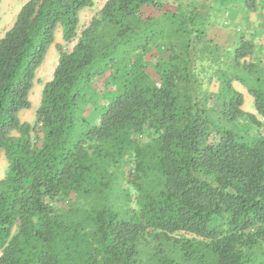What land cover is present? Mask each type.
<instances>
[{
  "label": "trees",
  "instance_id": "obj_1",
  "mask_svg": "<svg viewBox=\"0 0 264 264\" xmlns=\"http://www.w3.org/2000/svg\"><path fill=\"white\" fill-rule=\"evenodd\" d=\"M195 3L108 0L57 45L33 125L55 32L72 43L94 1L23 5L0 39V264H264V123L234 86L264 118V0ZM213 10L250 25L231 47L209 37Z\"/></svg>",
  "mask_w": 264,
  "mask_h": 264
},
{
  "label": "rangeland",
  "instance_id": "obj_2",
  "mask_svg": "<svg viewBox=\"0 0 264 264\" xmlns=\"http://www.w3.org/2000/svg\"><path fill=\"white\" fill-rule=\"evenodd\" d=\"M29 0H1L0 4V39L3 38L5 33L14 25V22L16 20V17L23 7V5ZM94 5L91 8H87L83 10L80 14V26L78 31L77 38L72 43H65L63 41L62 37V29L59 27L55 32V44L50 48L47 57L45 61L43 62L42 66L38 69L35 85L31 92V102H32V109L31 110H25L22 114V118L25 120H34V116L36 117V112L38 108L40 107L41 100H42V93L44 86L46 83L50 82L54 77L55 69L59 62V52L57 50V45H62L63 50L65 52H71L75 45L78 43L79 39L81 38L82 32L90 25L91 21L98 16L100 11L103 9L104 5L108 0H93ZM184 4H196V0H182ZM213 5H215L212 2ZM166 10H173L175 9L174 3H168V5H165ZM217 10H213L211 13V26L208 29V34L211 39H213L215 42L220 44V41H225L226 36L228 38L234 37V34L237 30H247V27H250L249 24L241 23L243 20L238 19V22L234 23L231 22L230 17L228 18V13L225 12V10L221 13L218 17H215L213 14L216 13ZM155 11L148 9L145 12V16L150 15H156ZM255 13L254 16L255 17ZM230 20V22H229ZM240 20V21H239ZM241 23V24H237ZM249 32V31H248ZM226 35V36H225ZM225 37V38H224ZM228 41V40H227ZM230 43V42H229ZM231 44V43H230ZM231 47V46H230ZM155 57H162L158 56L155 52L148 56L146 59L152 63ZM213 70H209V74L212 73ZM108 75V74H107ZM107 75L98 79L96 82V88L98 93H101L104 91L105 88H107ZM213 90H215L216 85L212 84L210 85ZM235 88L239 91H241L244 94L245 97V103L243 106V110L246 112L254 113L258 116V118L264 123V118L259 116L257 111L255 110L254 106V98L248 93V91L239 83L234 84ZM206 87H208V84L206 83ZM99 110V109H98ZM88 114L92 112V108H88L86 111ZM256 131V129H255ZM262 131V130H261ZM151 136L146 133L144 137L142 138L143 141H149ZM127 170H129L127 168ZM9 172V164L5 158V155L2 154L0 157V180L4 179L6 175ZM133 199L136 197V193L132 190ZM135 204V203H133ZM135 206V205H134Z\"/></svg>",
  "mask_w": 264,
  "mask_h": 264
},
{
  "label": "crops",
  "instance_id": "obj_3",
  "mask_svg": "<svg viewBox=\"0 0 264 264\" xmlns=\"http://www.w3.org/2000/svg\"><path fill=\"white\" fill-rule=\"evenodd\" d=\"M229 15H228V18L230 17V19H231V22H234V23H236V22H238V19H242V17H241V15H239L238 13H234L233 12V10L232 11H229V13H228ZM255 17H253L254 16V13H251L250 14V16H249V22H250V24H251V26L252 27H254V26H257L258 25V23H259V21H261V20H263L264 19V7L263 8H259V10L257 11V12H255ZM239 20V21H240ZM229 22H230V20H229ZM81 23V22H80ZM241 23H243V22H241ZM241 23H237V24H241ZM226 36V35H225ZM234 37H235V34H234ZM234 37H231V38H228L227 36H226V38H225V41H220V45H224V46H227V47H230V46H232L233 45V43H234ZM228 40V41H227ZM231 44H230V43ZM261 44L263 45V49H264V38L261 40ZM241 92V91H240ZM32 103V102H31ZM32 109V106H31V108L29 109V110H31ZM28 110V111H29ZM27 111V110H26ZM26 111H23V112H21V114H20V118H21V120L23 121V122H28V123H30V124H35V122H36V117L34 116V120H31V119H29V120H25L24 118H22V114L24 113V112H26Z\"/></svg>",
  "mask_w": 264,
  "mask_h": 264
}]
</instances>
